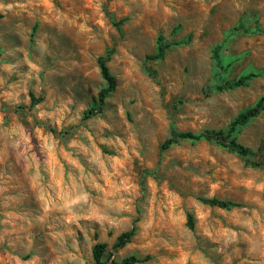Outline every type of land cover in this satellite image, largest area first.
<instances>
[{"label":"rangeland","instance_id":"rangeland-1","mask_svg":"<svg viewBox=\"0 0 264 264\" xmlns=\"http://www.w3.org/2000/svg\"><path fill=\"white\" fill-rule=\"evenodd\" d=\"M97 243L264 264V0H0V264H94Z\"/></svg>","mask_w":264,"mask_h":264},{"label":"trees","instance_id":"trees-1","mask_svg":"<svg viewBox=\"0 0 264 264\" xmlns=\"http://www.w3.org/2000/svg\"><path fill=\"white\" fill-rule=\"evenodd\" d=\"M163 53H164V46H163V44L158 43L157 52L155 53V55L152 56V58L160 57L163 55ZM106 59H107L106 57H100L98 59V64L100 67V73L107 83V87L105 89H102V91L100 92V96H104V94L107 91L111 90L115 85V79L109 73V70L105 64ZM247 77H245V76L241 77L239 80H237L235 82L234 85L240 84ZM262 105H263V99H260L254 105L253 108L247 110L245 113L242 114V119H246L248 117L256 115L258 113V111L262 108ZM182 136L192 138V139H199L201 137H205L206 135L204 133H199V134L187 133V134H183ZM230 147L237 150L242 156H245L247 154V150L245 148H243L241 145H239L233 141L230 143ZM246 160L248 161V159H246ZM201 200L204 203H207L210 205H216V206H219L222 208H230V207L235 205V203L233 201L218 199V198H201ZM188 224L190 226L192 225L191 215H188ZM132 234H133L132 228L127 230V231L122 232L117 238V242L115 243V247L123 246L130 239ZM104 247L105 246L102 243H97L93 246L92 257H93L94 264H133L135 262L140 261L139 258L131 255L129 257L122 259L120 262L111 261L110 263H108L107 261L103 260Z\"/></svg>","mask_w":264,"mask_h":264}]
</instances>
